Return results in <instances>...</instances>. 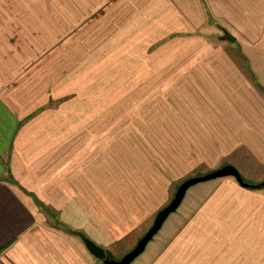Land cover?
<instances>
[{
	"label": "crops",
	"instance_id": "0c3cea01",
	"mask_svg": "<svg viewBox=\"0 0 264 264\" xmlns=\"http://www.w3.org/2000/svg\"><path fill=\"white\" fill-rule=\"evenodd\" d=\"M89 9L101 12L70 34ZM261 91L264 0H0V264H85L70 233L84 225L59 222L68 211L132 235L150 161L198 166L183 137L218 134L224 154L264 163ZM148 135L162 139L156 157ZM218 188L193 191L141 264H264V192Z\"/></svg>",
	"mask_w": 264,
	"mask_h": 264
},
{
	"label": "rangeland",
	"instance_id": "374dc122",
	"mask_svg": "<svg viewBox=\"0 0 264 264\" xmlns=\"http://www.w3.org/2000/svg\"><path fill=\"white\" fill-rule=\"evenodd\" d=\"M73 9L76 12H77V9L82 10V8H77V7H73ZM88 11H92V13L90 14L85 13V15L83 16L79 15V16H82L83 18H78V19L75 18L77 19V24L75 23L74 27L70 28L69 30L70 34L78 32V25H80V19L82 20L86 19L85 21H87L91 19L92 17H98L97 15L101 12V11L96 12V10L93 11L92 9H89ZM69 14L70 15L72 14L71 8H70ZM86 16H88V19L86 18ZM219 29L221 30L220 27ZM219 29H215L213 27V32H215L214 34L222 33V31H220ZM212 46L214 47L222 46V41L216 38V40L213 41ZM224 46H227V44H225ZM232 46L236 48L239 47L237 43L233 44ZM261 48L263 49V47ZM248 68L249 67H248L247 61L245 60L244 69L246 72ZM261 92L264 94L263 91ZM198 101L199 102H196V105H198V107L195 109V114H197V116H199V119H201L204 117V113L206 110L204 106L206 103L200 102L199 99ZM187 113L188 115H192L193 111H191L190 113L188 110ZM209 137H210V140L208 144H202L204 139L205 138L209 139ZM220 137L221 136L218 134H206V136H200L196 134L195 139L197 140V142L191 140V138L188 136L182 138V142H181L182 152H187V151L190 152L189 149L194 147V151L197 152L198 154L197 155L198 166L185 167V166H182V164L180 165V163L185 158L191 157L189 155H186V156L181 157L182 161H178L179 163H171V167L166 168V171H163L164 172L163 173V172H160V170L155 171V168H153L154 160L150 161V166L147 168V174L143 175L146 182L143 184L145 188H143L142 190L143 192H146L147 197L150 199V201H148L150 202L149 207H148L149 213L145 217V219L142 221V223L135 229V231L131 233L132 235L122 240L113 239V237L109 233H107V231H105L101 225H99L98 228L97 226L94 227L97 221L93 216L88 217L87 215L83 216L80 214L79 215L69 214V211H68L64 215L63 214L61 215V220L59 219L60 216L58 214H55V215L52 214L51 216H49L48 221L50 223H54L55 220H57L56 222H58V219H59V222L62 223L61 225L66 229H72V227L79 228V227H82L81 225H84L85 228L84 229L81 228V231L84 232L85 235H87V237L92 239L98 245H101L103 248L106 249V251H110L114 257H116L117 259H120L121 257L124 256V254H126L128 251H130V249H132L136 245L140 237L150 228V226L154 222L157 212L161 209V207L167 205L172 200L174 193L176 191L177 183H179L180 181L184 180L185 178L189 176L196 175L195 172L197 170L207 171V170H213L215 168L217 169V167H219L218 166L219 163H222L223 161H229V162L236 163L237 167L240 169V171L243 173L244 177H246L247 180L254 181V182H260L264 180V163L263 162H260L259 160L255 159L251 154L243 152V151L236 150V152H233L232 154H227V152L226 154H224L223 152H221L220 150L221 148L219 146L218 139ZM144 139L147 140L148 143L155 141L154 144H149L148 149H150L149 153L152 154V156H150L149 158H152L154 156L156 157L157 152H156V149L152 147V145L160 150L161 147L163 146L161 142L162 139L158 135L156 136L148 135V136H145ZM148 143H146L145 146ZM191 143H193V147L191 146ZM209 147L212 148L213 150L212 154L209 151L206 153L204 152V149L209 148ZM169 153L172 154V152H169ZM203 158H206L207 163L206 162L202 163ZM215 161H217L218 163L214 164ZM211 181L212 180H209V181L202 182V183L192 186L189 189V191H187L185 199L183 200V203L179 207L180 208L179 210H183V208H185L189 204L191 194L195 190H199V194H198L199 197H204L211 190L216 189L217 186L218 187L220 186L222 190H226L230 192H234L235 190H238V189L239 190L243 189V187H241V185L237 182V180L231 176L219 178L215 181H212V183H210ZM209 183H210V186H208L207 188H202L203 184L209 185ZM220 188H218V190H220ZM250 190H260V192H264V188L263 189H250ZM201 200L202 199L200 200L196 199V202L201 201ZM198 204L199 202L196 204H193V206H196ZM177 214H178V211L170 215V217L165 221L163 228L155 235V238L153 239L157 240L156 239L157 236L159 234L164 233L168 225L178 220V217H176ZM70 233L73 235H76L75 231L70 232ZM76 238L77 240L82 241V245L80 244V241L78 242V249L81 251L80 256L82 260L85 262V264H104L102 260L98 259L97 257H95L94 255L90 253V251L87 249L82 239L78 237ZM99 242L101 244H99ZM151 244L152 243L150 242L146 250L142 254H140L131 264H141L143 262L144 256L148 254Z\"/></svg>",
	"mask_w": 264,
	"mask_h": 264
},
{
	"label": "water",
	"instance_id": "95a60500",
	"mask_svg": "<svg viewBox=\"0 0 264 264\" xmlns=\"http://www.w3.org/2000/svg\"><path fill=\"white\" fill-rule=\"evenodd\" d=\"M225 38L229 41L236 40V38L228 32H226ZM228 176L234 177L237 182L244 188H264V180L260 182L249 181L243 176L241 171L235 165L226 164L210 172L188 177L183 180L177 187L172 200L158 211L151 227L138 240L137 244L130 251L124 254V256L120 259L114 257L111 252L106 251L105 248L98 245L96 242L86 236L83 237V241L90 253L98 259L102 260L104 264H131L140 254L145 251L148 243L160 231L168 217L180 207L187 194V191L192 186L209 180Z\"/></svg>",
	"mask_w": 264,
	"mask_h": 264
},
{
	"label": "trees",
	"instance_id": "16d2710c",
	"mask_svg": "<svg viewBox=\"0 0 264 264\" xmlns=\"http://www.w3.org/2000/svg\"><path fill=\"white\" fill-rule=\"evenodd\" d=\"M46 212H47V214L50 215V216H51L52 214H53V215L56 214V212H55L54 210H52V209H48V208H47ZM76 233L79 234V236H81L82 238L85 236V235H84L83 233H81V232H76ZM108 252H109V251H108Z\"/></svg>",
	"mask_w": 264,
	"mask_h": 264
}]
</instances>
